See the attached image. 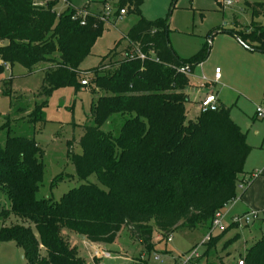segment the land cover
Segmentation results:
<instances>
[{
	"label": "trees",
	"instance_id": "1",
	"mask_svg": "<svg viewBox=\"0 0 264 264\" xmlns=\"http://www.w3.org/2000/svg\"><path fill=\"white\" fill-rule=\"evenodd\" d=\"M143 3L117 0L116 16L123 10L139 17L125 36V55L113 50L98 67L83 71L82 63L105 29L100 15L88 13L81 25L82 10L69 7L58 14L57 1L40 6L34 0H0V42H5L0 76L15 65L29 73L46 65L41 89L46 98L65 88L76 93L88 88L98 96L91 107L94 125L85 128L82 153L72 159L80 180L96 175L100 185L83 184L59 202L38 200L45 169L42 148L35 139L9 137L0 149V188L22 221L0 229V244L15 243L29 264H86L68 232L103 246L127 234L150 256L155 233L167 240L178 229L210 230L215 215L243 186L252 148L232 120L231 108L219 103L216 112L189 118V76L208 59L210 47L181 58L168 39L169 20L145 19ZM227 33L264 52V25L254 22ZM135 48L146 54L145 61L128 59ZM185 66L189 75L180 72ZM45 105L34 112L37 119ZM116 115L126 119L118 135L103 130ZM227 231L206 245L204 264H225L216 247ZM142 259L130 264H148ZM241 263L264 264V235Z\"/></svg>",
	"mask_w": 264,
	"mask_h": 264
},
{
	"label": "rangeland",
	"instance_id": "2",
	"mask_svg": "<svg viewBox=\"0 0 264 264\" xmlns=\"http://www.w3.org/2000/svg\"><path fill=\"white\" fill-rule=\"evenodd\" d=\"M51 1H57L55 11L58 14L72 7L101 15L108 12L106 4H109L112 16L106 22L104 32L97 40L91 55L82 63L83 71L98 67L103 58L113 50L122 57L125 55L129 45L125 36L139 21L136 14L127 13L122 18H116L117 8L113 0H34L35 4L40 6H46ZM224 1H230L231 4L228 5ZM141 10L142 16L147 20H169L170 45L176 54L184 59L197 55L204 47L211 48L212 43L209 41L213 39L215 43L217 42L216 37L220 36V34L215 35L217 32H229L236 28L251 26L254 22L264 25V0H221V5L216 0H144ZM256 10L259 13L255 17ZM4 44L5 42H0V45ZM243 46L246 48L245 45ZM47 68L46 65L40 66L33 73H29L22 66L15 65L6 68L0 76V149L4 148L9 137L35 139L44 151L42 162L45 166L37 199H52L59 202L65 194L83 184L100 185L96 175L87 181L80 180L72 159L73 155L82 153L80 140L85 128L94 125L91 107L98 96L93 95L88 88H83L78 93L73 88H65L57 90L51 97L46 98L41 94V89ZM210 73L201 74V78L205 75L204 77L211 79ZM186 92L191 100L188 104L189 117L195 119L201 115L202 100L197 94V88L188 87ZM236 97L240 102L237 104L235 98L230 106L233 119L238 122L247 119L246 124L257 125L259 122L253 119L256 106ZM43 104L46 105L42 108L41 118L37 119L33 114L37 107ZM125 120L116 115L103 127V130L118 135ZM244 130L247 132L245 126ZM261 174H263L262 170L258 169L257 178L259 176L262 178ZM261 180L256 187L259 193L256 192L249 210L257 212V218H252L249 227L241 223L243 229L239 232L229 230L225 240L216 247L218 257L225 264H239L246 249L264 235V224H262L264 184H261ZM246 189L239 188L237 198L228 205L230 207L237 203L233 206V213L244 208L239 202ZM228 206L222 211L224 215ZM17 224H22V221L12 211L8 193L0 188V229L11 228ZM224 225L229 226L228 219L224 220ZM208 232L209 230L201 228L178 229L169 235L172 238L170 242L155 233L153 236L155 250L150 256L127 234H123L117 243L107 245L105 248L98 246V249L84 243L79 235L73 232L68 234L71 242L76 243L78 255L86 264L94 263V260L100 264H128L130 261L132 263L139 259L143 260L142 258L148 264H175L179 258L196 248L204 254L207 246L203 245V241ZM220 234L222 233L214 231L213 237ZM238 234V239L226 246L225 242ZM107 254H110L111 258H106ZM156 256H159L160 260H156ZM0 264L29 263L21 248L15 243L7 242L0 244Z\"/></svg>",
	"mask_w": 264,
	"mask_h": 264
},
{
	"label": "crops",
	"instance_id": "3",
	"mask_svg": "<svg viewBox=\"0 0 264 264\" xmlns=\"http://www.w3.org/2000/svg\"><path fill=\"white\" fill-rule=\"evenodd\" d=\"M218 34H220V36L218 38L216 37V43L213 39L209 41L212 43L210 48L212 50H210L208 59L202 65L196 67L189 76L191 81L190 87L197 88V94L201 100H203L207 94L212 92L215 93L218 96L219 103L224 104L227 107L232 106L235 98L237 99L236 96L250 102L253 106H256V108L264 104V52H258L245 48L236 37L230 35L226 31L215 33V35ZM217 68L221 69V80L215 85H208L205 88H202L200 84L202 83V78L205 75H203L201 78V74H205L207 72L210 73L212 70H214L210 73V78L212 79ZM185 93L188 95L190 100V95L186 91ZM239 102L240 99H237V104ZM231 118L237 125L240 126L243 132H245V126L247 131L245 132L247 135V141L252 148V151L245 164L244 175L241 176V183L243 184L241 189L247 188L240 198L241 202H239L244 208L240 209L236 213H233V206H236L237 203L230 207L227 205L228 210L226 211L225 215V220L228 219L229 221V226L226 227V230L228 229L229 231L232 229L239 232L240 229L243 228L241 226L236 227V225L233 224V218L250 212L249 210L252 199L255 197L256 192L259 193V190L256 189L258 185L257 183L262 179L261 184H264V119H257L255 111L253 119L254 121L259 122L257 125L252 123L246 124L247 119L244 122H238L233 119L232 108ZM258 169H261L263 172V174H261L262 178L261 176L258 178L253 177ZM263 221L262 224H264ZM227 233L222 238V241L225 240ZM238 236L239 234L235 235L233 238H238ZM82 239L84 240V243H88L89 245L93 246L94 249L96 247L98 249V246L105 248L103 245L91 244L86 241V239ZM256 241L257 240H255L254 243ZM72 244L77 248L76 243ZM96 262L97 260H94V263L90 264H97L98 262ZM130 263L131 261L128 264ZM239 264H241V261Z\"/></svg>",
	"mask_w": 264,
	"mask_h": 264
},
{
	"label": "built area",
	"instance_id": "4",
	"mask_svg": "<svg viewBox=\"0 0 264 264\" xmlns=\"http://www.w3.org/2000/svg\"><path fill=\"white\" fill-rule=\"evenodd\" d=\"M113 2L116 4L117 0H113ZM225 3L228 5L231 4L230 1H227ZM106 9H108V12L100 15V19L104 22H107L112 16L110 11H109V4H106ZM78 14L82 15L81 16L82 19L80 22L81 25H85L86 24L85 18L88 15V12H84V11L82 12L81 11ZM124 15H126V12L122 10L119 12V15L115 16V17L116 18H122V16H124ZM76 17L77 16H75L74 18H76ZM128 59L139 60V61L143 62L147 59V56L141 50H139L138 48H135V50L132 51L130 53V55L128 56ZM180 72L182 74L189 75L190 74V67L185 66V67L180 69ZM221 78H222L221 69L217 68L214 72V76L212 79H208L206 77L202 78V83L200 84V86L202 88H205L208 85H215L221 80ZM88 82H89V80H85L82 82V85L86 86V85H88ZM218 107H219L218 96L213 92L207 94V96L201 101V113L202 114L210 113V112H216L218 110ZM256 118L259 120L264 119V104H262L256 108ZM253 177L256 178L257 175L254 174ZM257 216H258V213L255 211H252V212L245 214L242 217L233 218V224L241 226V223H243L245 226H248L250 224L252 218H257ZM224 220H225V215L223 214V212H218L215 215V217L212 221V227L209 230L207 236L205 237V239L203 241V245H207L211 241V239L213 238V235H214V231H219L220 233H223L226 231V226L224 225ZM171 240H172V238L168 237L167 241L170 242ZM106 258H111V255L107 254ZM155 259L160 260V257L156 256ZM175 264H204L203 254H201L199 252V248H196V249L192 250L191 252H189L188 254L179 258Z\"/></svg>",
	"mask_w": 264,
	"mask_h": 264
},
{
	"label": "water",
	"instance_id": "5",
	"mask_svg": "<svg viewBox=\"0 0 264 264\" xmlns=\"http://www.w3.org/2000/svg\"><path fill=\"white\" fill-rule=\"evenodd\" d=\"M241 44H243L242 42H241ZM244 45V44H243ZM246 46V45H245ZM246 48H248L249 50H253L252 48H250L249 46H246ZM82 238H84V237H82Z\"/></svg>",
	"mask_w": 264,
	"mask_h": 264
}]
</instances>
